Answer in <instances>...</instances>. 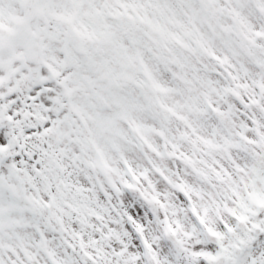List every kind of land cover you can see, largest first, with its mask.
I'll return each instance as SVG.
<instances>
[{
    "label": "snow or ice",
    "instance_id": "obj_1",
    "mask_svg": "<svg viewBox=\"0 0 264 264\" xmlns=\"http://www.w3.org/2000/svg\"><path fill=\"white\" fill-rule=\"evenodd\" d=\"M0 264H264V0H0Z\"/></svg>",
    "mask_w": 264,
    "mask_h": 264
}]
</instances>
